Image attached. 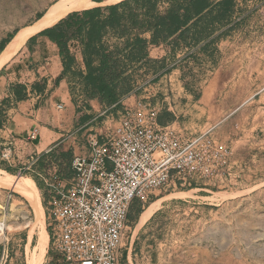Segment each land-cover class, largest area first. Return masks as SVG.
I'll use <instances>...</instances> for the list:
<instances>
[{"label":"crops","instance_id":"0c3cea01","mask_svg":"<svg viewBox=\"0 0 264 264\" xmlns=\"http://www.w3.org/2000/svg\"><path fill=\"white\" fill-rule=\"evenodd\" d=\"M86 1L87 7L70 10L58 17L51 25L30 34L11 58L0 67V149L2 148L3 155H7L16 146H25L30 159L37 156L31 163L28 161L20 167L11 164L0 167V218L4 221H8L10 217L13 220H20L27 217L31 208L35 223L41 227L39 238H36L35 231L31 233L30 230L26 231L24 242L27 252L26 264L38 254L36 246L39 241H45V248L39 254L40 264H64L59 254L58 260L47 257V231L40 190L33 179L36 178L45 188V180L41 183L40 178L43 179L46 173L44 170H39L34 165L35 162L42 156L47 157L51 150L70 143L74 144L79 137H85L91 131H96L104 119L113 115L105 114L96 99L88 100L71 74H62L63 67L58 47L47 36L40 35L42 30L52 27L70 12L102 7L104 2ZM106 1L111 5L122 0ZM233 1V18L239 22L238 25L246 15H264V0ZM56 4L49 8L52 9ZM49 8L32 25L15 32L0 55L18 32L36 27L49 13ZM229 39L226 37L221 40L217 44V51L221 52L225 47L226 49L230 47L233 40ZM247 46L249 44L245 43L240 45L241 49L238 52L226 53L216 65L209 61L207 54H201L197 49V61L201 64L194 65L198 71H204V68L206 70L198 92L194 96L189 87L182 85L185 61H181L179 52L184 54L186 49L171 56L166 53L163 46H151L148 48L149 58L164 60L168 71L140 91L141 93L147 91L148 94L150 90L165 93L167 87L170 91L178 87L183 92L180 101L172 96V107L169 102L167 103L169 107L163 106L162 112L170 110L172 114V120L164 125H173L190 133L209 132L220 143L229 146L233 152L232 160L234 158L238 169L236 170L238 190H244L250 185H264V38L255 39L251 44L252 50L245 51ZM71 51L73 52L74 49ZM76 63V68L84 70L78 53H76ZM188 65L190 62L187 63ZM139 94L123 100L122 105L135 100ZM18 95L22 98H18ZM33 130L38 132L34 137ZM72 152L77 153L75 149ZM32 172L34 175H31ZM28 194L34 196V205L28 199ZM162 201L163 199H158L151 203L152 205L158 203L157 207L141 225L139 221L144 213L142 211L137 215L132 222L133 237L150 225L162 207ZM151 204L147 206H152ZM49 218L48 213L50 221ZM0 222L3 226L0 231L2 232L6 226L2 221ZM11 224H14V221ZM9 228L7 226V229ZM5 232L0 234V257L7 249L9 250V247L12 249L15 246L21 247L20 239L16 241L15 237L6 238ZM145 237L148 238L149 235ZM121 252L125 258L130 256V252L123 251L122 248L119 256ZM5 264H10V261H6Z\"/></svg>","mask_w":264,"mask_h":264},{"label":"bare ground","instance_id":"6f19581e","mask_svg":"<svg viewBox=\"0 0 264 264\" xmlns=\"http://www.w3.org/2000/svg\"><path fill=\"white\" fill-rule=\"evenodd\" d=\"M86 4V0H59L36 27L15 35L0 55V67L30 34ZM158 113L149 104L123 108L119 116L107 117L96 131L84 137L82 152L71 151L72 179L62 177L53 167L45 181L53 194L47 202L49 234L64 264H119L134 200L164 188H187L200 183L215 186L229 180L233 162L228 147L218 145L207 133L192 134L173 125H159ZM37 134L33 130L32 136ZM27 197L33 203L34 196ZM152 211L150 206L139 224ZM44 248L42 245L41 252ZM238 258L244 259L241 253Z\"/></svg>","mask_w":264,"mask_h":264},{"label":"rangeland","instance_id":"374dc122","mask_svg":"<svg viewBox=\"0 0 264 264\" xmlns=\"http://www.w3.org/2000/svg\"><path fill=\"white\" fill-rule=\"evenodd\" d=\"M58 1L0 0V43L19 29L32 25L38 14L45 13L51 5H55ZM107 5L109 4L104 0L102 7ZM227 37L230 38L229 40H233L232 45L227 48L228 51L225 47L221 52H215L213 57H208L212 64L216 65L221 57H224L228 52H238L241 49L240 45L245 43L249 44L245 47V51L252 50V42L257 38H264V15L249 14L244 16L241 24ZM179 56V58H182L183 53L179 52ZM188 62H190V65L184 68V74L182 73V85L189 87L194 96L203 81L206 68H204V71H198L196 66L201 64L200 62L192 60ZM188 62L185 61V63ZM140 75L142 76L138 78V86L151 85L153 82H150L153 77L152 74ZM142 88L138 92L140 93L138 98L124 103L122 109L112 116H119L123 108L131 104H137L138 106L149 104L150 107L158 109L160 115L163 106L169 107L168 102L172 107L173 95L175 100L180 101L183 93L178 87H175L172 91L167 87L165 93L150 90V94L147 91L141 93ZM166 112L169 115L165 116V123L172 120L171 111L167 110ZM205 133L210 134L209 132ZM211 137L218 145L228 147L231 152L230 161L233 164L232 175L229 180L215 186L200 183L187 188H164L153 191L148 197L134 200L130 206L131 210L129 209L131 217L128 218L121 246L123 251L130 252V256L125 258L121 252L119 264H244L245 261L264 264V185H250L244 190H238L236 187V181L238 180L236 170L238 169H236L237 165L234 158L232 160L233 152L231 148L220 143L214 136L211 135ZM84 145V136H81L76 139L74 144L70 143L62 147L65 151L71 152L75 149L77 153H80L83 151ZM27 154L29 153H27L25 146H16L7 155H3L1 148L0 167L5 166V164L20 167L27 164L28 161L31 163L30 155ZM34 165H36V162ZM249 165L252 166V163L249 162ZM54 166L58 171L56 163L46 161L44 172L47 176H44L43 179L40 178L41 183L45 179V181H48L49 174ZM33 171L38 172L37 170ZM65 172H67V169L64 168V176L66 175ZM31 175H34L33 172ZM45 188H47L46 185ZM47 193H50L49 189ZM39 195L41 204L43 200L45 202V205L42 204V208L47 231V257L58 260L60 257L52 247L51 235L49 234L48 196L43 199L41 191H39ZM158 199H163L162 207L152 219L150 225L142 229V233L140 232L136 237H133L134 226H132V222L137 217V211L141 210L144 213L150 208L147 205ZM157 204L155 203V206L151 204L153 211L156 209ZM29 211L27 217L20 220H13L10 217L8 221H4L0 218V221L6 226V229L0 234L6 231V238L10 236L15 237L16 241L21 240L19 243L20 248L15 246L12 249L9 247V250L7 249L4 252V255L0 257V264H5L6 261H10V264H26L27 252L24 247L26 231L30 230V233L35 231L36 238H39L41 231V227L35 223L33 210L30 208ZM13 221L14 224H11ZM7 226L10 228L7 229ZM0 227L1 231L3 229L1 222ZM143 230H145L144 233ZM147 234L149 235L148 238L145 237ZM15 244L17 243L15 242ZM42 245H45V241L38 242L36 246L38 254L33 257L29 264H40L39 254H41ZM240 253L244 259L240 260L238 258Z\"/></svg>","mask_w":264,"mask_h":264},{"label":"trees","instance_id":"16d2710c","mask_svg":"<svg viewBox=\"0 0 264 264\" xmlns=\"http://www.w3.org/2000/svg\"><path fill=\"white\" fill-rule=\"evenodd\" d=\"M233 10V0H122L70 12L40 35L47 36L58 47L62 74H71L85 97L96 99L105 114H115L122 109L124 99L143 87L137 85L140 74H152L150 82H154L168 71L164 60L149 58V47L163 46L171 56L186 49L181 58L186 62L197 61V49L213 57L217 44L238 26ZM43 14H38L36 20ZM14 33L1 41L0 52ZM76 53L84 70L76 68ZM167 115L166 111L159 115V124H165ZM48 154L36 161L37 168L45 171L46 161H53L62 177L72 179L71 152L59 146ZM33 179L43 199L49 196V200L53 194ZM42 204L45 205L44 200ZM141 212L138 210L137 215Z\"/></svg>","mask_w":264,"mask_h":264}]
</instances>
